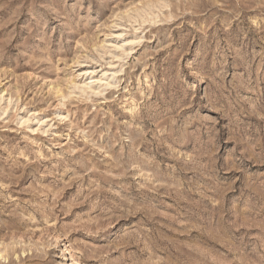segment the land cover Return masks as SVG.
I'll return each instance as SVG.
<instances>
[{
  "label": "rangeland",
  "instance_id": "374dc122",
  "mask_svg": "<svg viewBox=\"0 0 264 264\" xmlns=\"http://www.w3.org/2000/svg\"><path fill=\"white\" fill-rule=\"evenodd\" d=\"M0 264H264V0H0Z\"/></svg>",
  "mask_w": 264,
  "mask_h": 264
},
{
  "label": "bare ground",
  "instance_id": "6f19581e",
  "mask_svg": "<svg viewBox=\"0 0 264 264\" xmlns=\"http://www.w3.org/2000/svg\"><path fill=\"white\" fill-rule=\"evenodd\" d=\"M72 262H73V260H72Z\"/></svg>",
  "mask_w": 264,
  "mask_h": 264
}]
</instances>
